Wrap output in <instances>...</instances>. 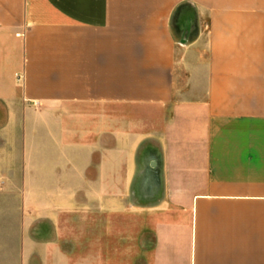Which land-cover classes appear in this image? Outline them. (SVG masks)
Instances as JSON below:
<instances>
[{
	"label": "crops",
	"instance_id": "1",
	"mask_svg": "<svg viewBox=\"0 0 264 264\" xmlns=\"http://www.w3.org/2000/svg\"><path fill=\"white\" fill-rule=\"evenodd\" d=\"M0 264H264V0H0Z\"/></svg>",
	"mask_w": 264,
	"mask_h": 264
},
{
	"label": "rangeland",
	"instance_id": "2",
	"mask_svg": "<svg viewBox=\"0 0 264 264\" xmlns=\"http://www.w3.org/2000/svg\"><path fill=\"white\" fill-rule=\"evenodd\" d=\"M131 162V161H130ZM120 164L122 165V168H118V160L117 157L112 160L111 158V176H119V174L124 175L126 171V166L129 164V161L125 160L124 158H121ZM144 174H149L148 170ZM119 190H126V191H132L133 190V185H118V184H111V192L117 193ZM132 202V201H131ZM117 206V200L116 199H111V208L115 207L116 209ZM116 211V210H115ZM117 224V217L116 215L111 214V228H115V225ZM112 236V234H111ZM118 241L115 238L110 239V244H111V251L114 253L116 251V243ZM118 245V244H117ZM113 255V254H111Z\"/></svg>",
	"mask_w": 264,
	"mask_h": 264
}]
</instances>
